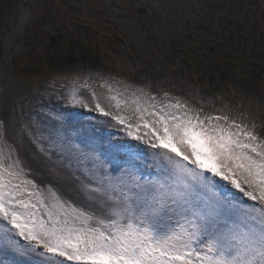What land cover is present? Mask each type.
<instances>
[{
	"label": "snow or ice",
	"instance_id": "1",
	"mask_svg": "<svg viewBox=\"0 0 264 264\" xmlns=\"http://www.w3.org/2000/svg\"><path fill=\"white\" fill-rule=\"evenodd\" d=\"M46 95L47 146L24 127L61 191L32 178L6 134L16 108L0 100V264H264L255 124L99 71L54 77ZM99 123L148 145L152 165Z\"/></svg>",
	"mask_w": 264,
	"mask_h": 264
},
{
	"label": "rangeland",
	"instance_id": "2",
	"mask_svg": "<svg viewBox=\"0 0 264 264\" xmlns=\"http://www.w3.org/2000/svg\"><path fill=\"white\" fill-rule=\"evenodd\" d=\"M258 36H264V0H0V100L18 114L6 134L37 184L61 191L54 166L24 125L47 146L41 133L49 121L41 109L49 81L96 71L158 98L167 92L207 113L243 119L264 134V101L241 85L264 77V55L257 51L264 50V39ZM98 127L113 141L140 144L152 165L148 145L114 123Z\"/></svg>",
	"mask_w": 264,
	"mask_h": 264
},
{
	"label": "trees",
	"instance_id": "3",
	"mask_svg": "<svg viewBox=\"0 0 264 264\" xmlns=\"http://www.w3.org/2000/svg\"><path fill=\"white\" fill-rule=\"evenodd\" d=\"M232 24H233V22H232ZM253 31H254V29H253ZM252 31V32H253ZM242 35H244V34H242V32H240L239 31V35H238V37H242ZM254 35H255V33H254ZM256 36V35H255ZM233 37H234V35H233ZM264 39V36H258L256 39ZM241 40V39H240ZM254 43L255 44H258L259 43V40H255L254 41ZM81 45V44H80ZM34 46V43H30V46L29 47H33ZM257 46H259V45H257ZM254 48H256V46H253ZM260 47V46H259ZM263 48L262 47H260V49L259 50H257L258 51V55L259 56H262V55H264V50H262ZM117 50V49H116ZM254 52H256V51H254ZM84 59H87V55L86 54H83V56H82ZM213 76V78H211L212 79V81L213 82H216V80H214L215 79V74H213L212 75ZM176 78V77H175ZM248 79H250V78H248ZM245 80L244 82H242V88H244L245 90H247V91H249L250 93L251 92H253L252 94L254 95L253 97H256V98H259V100H261V101H264V77H263V79H260L259 81L258 80H256L255 79V81L254 80H252V81H250V80Z\"/></svg>",
	"mask_w": 264,
	"mask_h": 264
}]
</instances>
